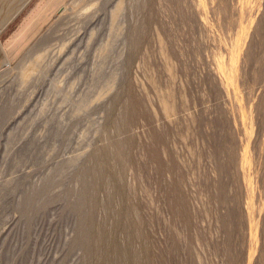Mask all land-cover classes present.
I'll return each mask as SVG.
<instances>
[{
    "label": "rangeland",
    "instance_id": "obj_1",
    "mask_svg": "<svg viewBox=\"0 0 264 264\" xmlns=\"http://www.w3.org/2000/svg\"><path fill=\"white\" fill-rule=\"evenodd\" d=\"M59 4L0 50V264H264V0Z\"/></svg>",
    "mask_w": 264,
    "mask_h": 264
},
{
    "label": "crops",
    "instance_id": "obj_2",
    "mask_svg": "<svg viewBox=\"0 0 264 264\" xmlns=\"http://www.w3.org/2000/svg\"><path fill=\"white\" fill-rule=\"evenodd\" d=\"M59 3L60 0H0V50L6 56L17 53L56 11Z\"/></svg>",
    "mask_w": 264,
    "mask_h": 264
},
{
    "label": "bare ground",
    "instance_id": "obj_3",
    "mask_svg": "<svg viewBox=\"0 0 264 264\" xmlns=\"http://www.w3.org/2000/svg\"><path fill=\"white\" fill-rule=\"evenodd\" d=\"M250 1H251V0H250ZM253 3H254V2H253ZM253 3H252V4H253ZM248 4H249V3H248ZM253 5H254V4H253ZM118 7H119V5L116 7L117 12H118V10H119ZM248 8H249V7H248ZM233 59H234V58H233ZM232 61H233V60H232ZM219 66H220V65H219ZM33 68H34V67H33ZM221 68H222V67H221ZM221 68L219 69L220 71H222ZM228 71H229V70H228ZM232 72H233V71H232ZM221 73H222V72H221ZM229 73H230V72H229ZM163 106H164L165 109L170 107V106L167 107L166 104H163ZM170 109H171V108H170ZM170 109H169V110H170ZM165 112H166V111H165ZM168 112H169V111H168ZM168 115H169V114H168ZM243 157H244V156H243ZM241 159H242V158H241ZM242 160H243V159H242ZM241 162H242V161H241ZM241 164H243V163H241ZM241 166H242V165H241ZM129 255H130V254H129ZM132 259L134 260V256H132Z\"/></svg>",
    "mask_w": 264,
    "mask_h": 264
}]
</instances>
